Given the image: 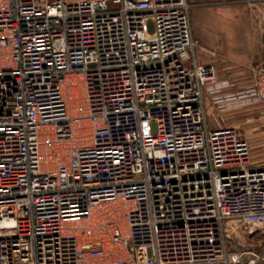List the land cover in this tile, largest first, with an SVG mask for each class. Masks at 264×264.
<instances>
[{"label": "built area", "instance_id": "obj_1", "mask_svg": "<svg viewBox=\"0 0 264 264\" xmlns=\"http://www.w3.org/2000/svg\"><path fill=\"white\" fill-rule=\"evenodd\" d=\"M189 9L0 0V264H264V165L207 124L234 83ZM250 79L233 96L264 101V62Z\"/></svg>", "mask_w": 264, "mask_h": 264}, {"label": "crops", "instance_id": "obj_2", "mask_svg": "<svg viewBox=\"0 0 264 264\" xmlns=\"http://www.w3.org/2000/svg\"><path fill=\"white\" fill-rule=\"evenodd\" d=\"M189 3L190 9L196 5ZM218 3L222 6L230 4L250 6L251 15L247 12L243 19L246 21L261 20L264 25V0H218L211 4ZM191 33L193 40L200 46L196 51V56L204 62L216 64L218 80L234 83L232 87H224L218 92L204 93V111L208 126L216 128L227 125L237 128L251 147L250 164L264 165V101L258 100L259 102L252 103L246 98L233 96L236 91L251 85L250 69L252 66L264 62V55L262 53L261 56L254 40L257 32L246 30L242 33L243 37H252L249 52L236 50V33L231 28L226 31H214L209 36L197 31L192 32V28ZM261 35L264 36V28ZM242 48L245 49V45ZM217 96L221 97L219 101H215ZM250 246L258 250L251 244Z\"/></svg>", "mask_w": 264, "mask_h": 264}, {"label": "rangeland", "instance_id": "obj_3", "mask_svg": "<svg viewBox=\"0 0 264 264\" xmlns=\"http://www.w3.org/2000/svg\"><path fill=\"white\" fill-rule=\"evenodd\" d=\"M196 4L190 9L192 32H201L206 36L216 31H226L231 28L236 33V50L249 52L252 37H243L242 33L246 30H254L257 37H254L255 44L259 47V53L264 55V36L261 35L264 28L263 21L244 20V15L248 12L251 15L250 6L244 7L240 4H211L218 0H188ZM231 6V7H230ZM251 17V16H250ZM230 18L231 20H227ZM245 36V35H244ZM245 45V49L242 48ZM262 60V58H261ZM249 102H259L256 99H249ZM249 242V241H248ZM247 242V243H248ZM264 242V233L257 238H253L250 244L257 249L261 248ZM263 264V263H261Z\"/></svg>", "mask_w": 264, "mask_h": 264}]
</instances>
